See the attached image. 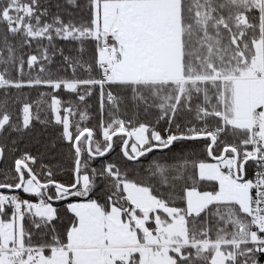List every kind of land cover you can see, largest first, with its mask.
<instances>
[{"label":"snow or ice","instance_id":"6c2138e0","mask_svg":"<svg viewBox=\"0 0 264 264\" xmlns=\"http://www.w3.org/2000/svg\"><path fill=\"white\" fill-rule=\"evenodd\" d=\"M0 264H264V0H0Z\"/></svg>","mask_w":264,"mask_h":264},{"label":"trees","instance_id":"16d2710c","mask_svg":"<svg viewBox=\"0 0 264 264\" xmlns=\"http://www.w3.org/2000/svg\"><path fill=\"white\" fill-rule=\"evenodd\" d=\"M60 43H63V42H60ZM66 51H67V49H66ZM69 75H70V73H69ZM31 95L33 96V98H35L37 93L33 92V93H31ZM62 99L67 100V95L63 96ZM90 103L93 106L89 110L90 111V115L92 116V122H91V124L89 126H93V125H95L98 122V116H97L98 105L96 104L95 100L90 101ZM133 118H135V117H133ZM140 120H141V122L150 123L153 126H155L154 117L145 118V117H143V115H141ZM164 127H166V126L165 125H160L158 127V130L163 132V128ZM50 136H51V129L50 128L49 129H45L42 125L36 123L32 134L29 137H26L20 143L19 148H20L21 151L28 150V151H31V153L33 155H38L39 152H43L44 151L43 144L50 140ZM119 153H120V145H119V143H117V145L115 147V151L112 153L110 159L112 157L116 158V156ZM16 154L19 155V153H16ZM57 179H64V177L57 176Z\"/></svg>","mask_w":264,"mask_h":264},{"label":"rangeland","instance_id":"374dc122","mask_svg":"<svg viewBox=\"0 0 264 264\" xmlns=\"http://www.w3.org/2000/svg\"><path fill=\"white\" fill-rule=\"evenodd\" d=\"M111 159H115V157H112Z\"/></svg>","mask_w":264,"mask_h":264}]
</instances>
